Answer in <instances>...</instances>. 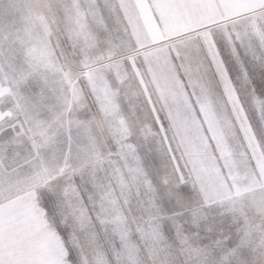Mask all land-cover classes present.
<instances>
[{
	"label": "snow or ice",
	"instance_id": "1",
	"mask_svg": "<svg viewBox=\"0 0 264 264\" xmlns=\"http://www.w3.org/2000/svg\"><path fill=\"white\" fill-rule=\"evenodd\" d=\"M0 264H264V0H0Z\"/></svg>",
	"mask_w": 264,
	"mask_h": 264
}]
</instances>
